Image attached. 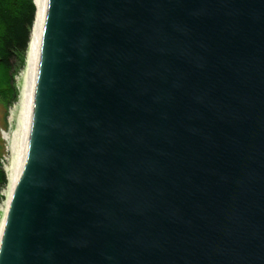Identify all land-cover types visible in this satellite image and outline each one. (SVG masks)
<instances>
[{
    "label": "water",
    "instance_id": "95a60500",
    "mask_svg": "<svg viewBox=\"0 0 264 264\" xmlns=\"http://www.w3.org/2000/svg\"><path fill=\"white\" fill-rule=\"evenodd\" d=\"M0 264H264V0H49Z\"/></svg>",
    "mask_w": 264,
    "mask_h": 264
},
{
    "label": "bare ground",
    "instance_id": "6f19581e",
    "mask_svg": "<svg viewBox=\"0 0 264 264\" xmlns=\"http://www.w3.org/2000/svg\"><path fill=\"white\" fill-rule=\"evenodd\" d=\"M33 2L35 5V13L25 51V59L20 72L16 76L18 95L14 103L10 106L8 118L9 130L3 133V136L8 141L10 160L4 169L6 174V183L2 189L3 198L0 202V247L9 208L14 194V182L18 167L25 118L34 77L37 71L38 60L41 53L42 38L49 0H33Z\"/></svg>",
    "mask_w": 264,
    "mask_h": 264
},
{
    "label": "trees",
    "instance_id": "16d2710c",
    "mask_svg": "<svg viewBox=\"0 0 264 264\" xmlns=\"http://www.w3.org/2000/svg\"><path fill=\"white\" fill-rule=\"evenodd\" d=\"M34 13L33 0H0V103L5 109L18 95L15 77L24 63ZM5 183L0 164V202Z\"/></svg>",
    "mask_w": 264,
    "mask_h": 264
},
{
    "label": "rangeland",
    "instance_id": "374dc122",
    "mask_svg": "<svg viewBox=\"0 0 264 264\" xmlns=\"http://www.w3.org/2000/svg\"><path fill=\"white\" fill-rule=\"evenodd\" d=\"M15 81H17L16 77H15ZM9 113H10V107L5 109L3 105L0 103V164L3 170L8 165L10 160L8 141L3 136V133L9 130V120H8ZM2 189L3 188H1V194H2Z\"/></svg>",
    "mask_w": 264,
    "mask_h": 264
}]
</instances>
